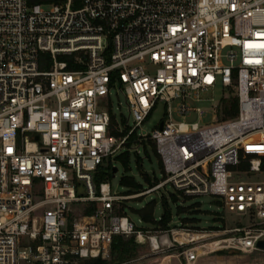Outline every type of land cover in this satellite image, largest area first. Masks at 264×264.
Wrapping results in <instances>:
<instances>
[{"label": "built area", "instance_id": "1", "mask_svg": "<svg viewBox=\"0 0 264 264\" xmlns=\"http://www.w3.org/2000/svg\"><path fill=\"white\" fill-rule=\"evenodd\" d=\"M218 82L227 93L214 122L185 121L193 111L207 116L189 101ZM115 85L129 108L124 125L109 109ZM233 99L236 115L223 117ZM158 104L166 118L139 133ZM149 140L164 180L130 196L96 181L113 158ZM168 184L215 197L239 222L193 231L172 216L167 229H137L123 200ZM177 230L207 237L180 241ZM117 236L135 237L150 255L177 250L171 256L187 264L259 250L264 0H0V264L111 260Z\"/></svg>", "mask_w": 264, "mask_h": 264}, {"label": "rangeland", "instance_id": "2", "mask_svg": "<svg viewBox=\"0 0 264 264\" xmlns=\"http://www.w3.org/2000/svg\"><path fill=\"white\" fill-rule=\"evenodd\" d=\"M226 93L225 88L220 82H218L212 91L203 96V100L199 102L189 101L192 108L196 109L200 107L208 111V114L201 119L198 112L193 111L190 116L185 118V121L200 122L202 124L214 122V115L218 114L216 106L222 101ZM178 102L179 101H175L173 107H176ZM109 109L117 122L120 125H124L130 113L126 98L116 85L112 88ZM165 118L166 107L163 104H158L150 117L140 126V128H138V132L150 134ZM174 118L176 120H184L176 114H174ZM132 120L133 119L130 118V125H133ZM219 120H221V118L218 116L217 121ZM152 144L154 143L149 140L148 142H144V146H133L131 150H127L125 152V154L127 153L128 158L126 162L127 165H125L122 157H115L112 159L111 165L117 167L118 171L114 177H112V173H110L106 181L111 184L113 194L125 195L130 191L129 188L121 184L123 176L134 177L135 180L141 184L142 189H147L151 185L145 179L146 174L150 175L153 182H160L165 179L166 176L162 161L151 147ZM171 193L177 195V200L173 199L170 195ZM165 199L167 200V208L172 213L173 220L177 225L181 222L186 224L184 220L195 218L200 229L211 230L221 227H232L240 220L234 216L227 215L223 207L217 203L215 197L208 195L186 197L183 194L178 193L171 184H168L158 192H153L139 198L123 200L122 206H124L125 213L135 223L136 228L146 230L152 227V223L143 221L136 210L145 206L149 201L156 200L157 204L154 216L158 218L162 216L165 211ZM191 229L193 231L196 230L193 227H191ZM134 241L138 246L135 255L122 262L115 261V259L112 258V264H187L183 257H169L170 255L177 254V250L150 255L148 245L138 244L135 237ZM191 264H264V250L259 249L252 253H230L218 251L207 255H201L197 262Z\"/></svg>", "mask_w": 264, "mask_h": 264}, {"label": "trees", "instance_id": "3", "mask_svg": "<svg viewBox=\"0 0 264 264\" xmlns=\"http://www.w3.org/2000/svg\"><path fill=\"white\" fill-rule=\"evenodd\" d=\"M236 112H237V105H236L235 99L225 101V103L223 105V113H222L223 117H230V116L234 117L236 115ZM151 147L153 148V150L155 151L157 156L160 158L155 144H152ZM120 157H122L124 159V163H125V165H127L126 164V162L128 160L127 153L120 156ZM112 170H113L112 166L108 167L107 169H102L99 172L96 181L97 182L106 181V179L108 178V175H110V173H112ZM145 179H146V181H148L151 184L150 187H152L154 185V182H153L152 178L150 177V175L146 174ZM121 184L130 189V191L123 196L134 195V194L140 193V192L145 190V189H142L141 184H139L135 180V178L131 177V176H123L121 179ZM170 195L173 197V199L177 200L176 194L171 193ZM166 199L164 200L165 211H164L163 215L161 216L162 219L160 221H156V219H155L156 217L154 216V211H155V207L157 204L156 200L149 201L145 206H143L140 209H137L136 211L138 212V214L140 215V217L142 218L143 221H146L148 223H152V226H154L155 228L167 229L169 227L171 220H172V213L167 208V200ZM184 221L186 223L184 225L189 224V226L193 227L194 229H197V230L200 229L196 223L195 218L186 219ZM215 229H218V228H215ZM137 248H138V246L134 241V237H130V238L126 239L122 236H117L115 238V240L113 242V246H112V258H114L115 261L122 262V261L127 260L128 258L132 257L133 255H135ZM112 260H103L102 258H96V259H88V260L79 261L78 264H112Z\"/></svg>", "mask_w": 264, "mask_h": 264}, {"label": "bare ground", "instance_id": "4", "mask_svg": "<svg viewBox=\"0 0 264 264\" xmlns=\"http://www.w3.org/2000/svg\"><path fill=\"white\" fill-rule=\"evenodd\" d=\"M207 237V235H205V233H193V234H185L184 232L177 230L175 232V238L177 240L180 241H186L189 242L191 240H196V239H200V238H205ZM143 237H139V240H142Z\"/></svg>", "mask_w": 264, "mask_h": 264}, {"label": "water", "instance_id": "5", "mask_svg": "<svg viewBox=\"0 0 264 264\" xmlns=\"http://www.w3.org/2000/svg\"><path fill=\"white\" fill-rule=\"evenodd\" d=\"M162 126H163V123H161L160 128H162ZM117 171H118V168L117 167H113L112 177L115 176V174H116ZM79 192L80 193H83V188H80L79 189ZM257 247L259 249H261V250H264V237L258 242ZM230 253H239V252H237V251H230Z\"/></svg>", "mask_w": 264, "mask_h": 264}, {"label": "crops", "instance_id": "6", "mask_svg": "<svg viewBox=\"0 0 264 264\" xmlns=\"http://www.w3.org/2000/svg\"><path fill=\"white\" fill-rule=\"evenodd\" d=\"M169 257L172 258V257H175V256H171V255H170Z\"/></svg>", "mask_w": 264, "mask_h": 264}]
</instances>
